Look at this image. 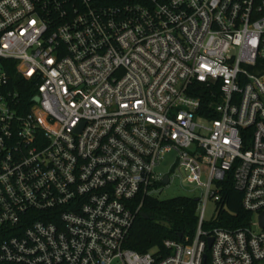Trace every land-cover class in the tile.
Masks as SVG:
<instances>
[{"label": "built area", "instance_id": "1", "mask_svg": "<svg viewBox=\"0 0 264 264\" xmlns=\"http://www.w3.org/2000/svg\"><path fill=\"white\" fill-rule=\"evenodd\" d=\"M171 156L198 229L139 254ZM228 177L253 217L206 231ZM262 214L264 0H0V264H260Z\"/></svg>", "mask_w": 264, "mask_h": 264}, {"label": "trees", "instance_id": "2", "mask_svg": "<svg viewBox=\"0 0 264 264\" xmlns=\"http://www.w3.org/2000/svg\"><path fill=\"white\" fill-rule=\"evenodd\" d=\"M221 187L222 198L216 203V215L212 222L204 224L203 229L210 231L215 227H246L253 215L243 208L242 195L234 188L231 177L225 179ZM199 205L200 200L197 198L178 197L166 201L147 198L143 210L133 224L127 249L139 254L158 250L166 255L168 252L165 249V241L185 243L187 239L193 240L199 225Z\"/></svg>", "mask_w": 264, "mask_h": 264}, {"label": "rangeland", "instance_id": "3", "mask_svg": "<svg viewBox=\"0 0 264 264\" xmlns=\"http://www.w3.org/2000/svg\"><path fill=\"white\" fill-rule=\"evenodd\" d=\"M200 124L206 125L204 121H199ZM175 163V156H171L170 159H165L160 164L159 168L157 169L156 173L163 175H171V183L168 185L164 183H160L158 186L153 188V198L159 201H166L171 199H176L178 197H188V198H197L200 200V205L202 207L204 203V191L196 185H191L178 175L179 171L177 168H173ZM216 202L212 199L209 200L206 204L205 210V223H210L213 221V218L216 215ZM264 264V262L260 263Z\"/></svg>", "mask_w": 264, "mask_h": 264}, {"label": "water", "instance_id": "4", "mask_svg": "<svg viewBox=\"0 0 264 264\" xmlns=\"http://www.w3.org/2000/svg\"><path fill=\"white\" fill-rule=\"evenodd\" d=\"M164 184L168 185L169 184V177H166L165 180H164ZM259 222H260V226L264 229V214H262L260 217H259ZM212 244H213V240H210L209 241V249L212 247ZM205 258V261H207V256L205 255L204 256Z\"/></svg>", "mask_w": 264, "mask_h": 264}]
</instances>
